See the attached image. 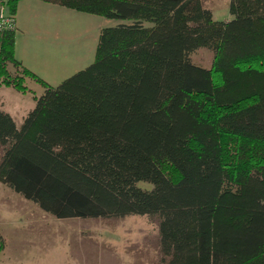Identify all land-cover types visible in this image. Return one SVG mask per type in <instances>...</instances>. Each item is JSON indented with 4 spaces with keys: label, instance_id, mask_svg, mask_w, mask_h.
Here are the masks:
<instances>
[{
    "label": "trees",
    "instance_id": "16d2710c",
    "mask_svg": "<svg viewBox=\"0 0 264 264\" xmlns=\"http://www.w3.org/2000/svg\"><path fill=\"white\" fill-rule=\"evenodd\" d=\"M19 1L0 0V85L43 92L19 124L0 107V183L56 218H155L164 264H264V0L228 21L201 0H40L117 20L54 86L15 57Z\"/></svg>",
    "mask_w": 264,
    "mask_h": 264
},
{
    "label": "rangeland",
    "instance_id": "374dc122",
    "mask_svg": "<svg viewBox=\"0 0 264 264\" xmlns=\"http://www.w3.org/2000/svg\"><path fill=\"white\" fill-rule=\"evenodd\" d=\"M201 2L204 7L211 10L213 18L217 21H228L233 17L228 9L229 0ZM62 8L60 13L53 15L56 18L53 25L48 26L52 34L55 32L54 29H57L54 43L55 50L59 53L55 55L57 58L54 62L55 64L62 62V65L67 62L75 69L81 66L84 68L94 60L100 29L114 25L117 20L73 8ZM39 28L40 24L37 23L36 29ZM212 57V51L207 48H199L191 54V60L204 68L210 67ZM36 75L48 84L55 85L39 74ZM24 84L27 87L24 93L0 85V107L11 112L17 123H20L22 115L33 106V96H40L43 92V86L32 79L26 78ZM136 185L147 190L152 188V184L146 181H138ZM104 225H135L138 228L136 232L138 236L134 240L120 243L118 246V249H121V245L124 246L123 251L128 256H124L126 253L117 252L105 260L107 264H164L161 261L158 238H155L157 233L155 218L146 216H128L122 219L56 218L0 183V264H50L53 259L57 262L64 261L66 257L64 241L69 240L74 232L67 231V228L75 229L80 226L101 228ZM51 251L57 253L52 254ZM129 259L132 263H126Z\"/></svg>",
    "mask_w": 264,
    "mask_h": 264
},
{
    "label": "crops",
    "instance_id": "0c3cea01",
    "mask_svg": "<svg viewBox=\"0 0 264 264\" xmlns=\"http://www.w3.org/2000/svg\"><path fill=\"white\" fill-rule=\"evenodd\" d=\"M62 9V6L49 4L48 2L40 0H20L14 16L15 57L26 68L32 72L34 71L49 83L55 85L83 68L81 66L75 69L74 66L69 65L67 62L63 65L62 62H58V64L54 62L57 58L55 55L59 53L55 50L56 46L54 43L57 29H54L56 33L53 32L52 34V30L51 28L48 29V26L53 25V21L56 19L53 15L60 13ZM37 23L40 24L39 29H36ZM51 40L53 41L51 42ZM34 50L36 53L33 52ZM9 113L13 117L12 113ZM66 230H73L74 232L70 235L69 240L64 241L66 251L65 260L57 262L53 259L50 264H107L108 262L105 260H108V257L117 252L121 254L126 253L123 251L124 246L121 245V249H118L120 243L131 242V240H134L138 236L136 233L138 228L135 225H104L101 228L80 226L75 229L67 228ZM73 237L74 240H72ZM155 238H158L157 233ZM50 253L55 254L57 251H51ZM92 255H95L97 258ZM124 256H128L127 253ZM93 258L95 260H92ZM126 261V263H132L131 259Z\"/></svg>",
    "mask_w": 264,
    "mask_h": 264
}]
</instances>
